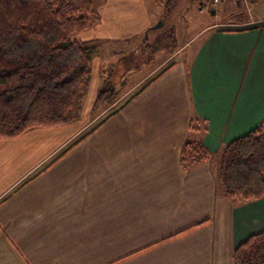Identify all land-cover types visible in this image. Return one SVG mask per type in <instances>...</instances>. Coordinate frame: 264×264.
Masks as SVG:
<instances>
[{
  "label": "crops",
  "instance_id": "0c3cea01",
  "mask_svg": "<svg viewBox=\"0 0 264 264\" xmlns=\"http://www.w3.org/2000/svg\"><path fill=\"white\" fill-rule=\"evenodd\" d=\"M92 1L101 24L81 41H129L154 24L149 0ZM242 9L210 12L219 22L93 131L83 120L0 139V264H233L264 231V198L230 202L217 182L223 148L264 121V16ZM187 142L210 160L184 171Z\"/></svg>",
  "mask_w": 264,
  "mask_h": 264
},
{
  "label": "trees",
  "instance_id": "16d2710c",
  "mask_svg": "<svg viewBox=\"0 0 264 264\" xmlns=\"http://www.w3.org/2000/svg\"><path fill=\"white\" fill-rule=\"evenodd\" d=\"M160 1L157 5L168 17L180 0ZM100 24L92 0H0V139L79 120L101 44L77 36ZM175 40L172 31L147 49H152L151 56L161 52L173 56L178 49L170 50V44ZM108 85L102 81L93 112L103 103L117 102ZM209 159L202 144L187 142L180 163L189 171ZM217 182L220 194L230 202L264 198V121L223 148ZM233 264H264V231L235 249Z\"/></svg>",
  "mask_w": 264,
  "mask_h": 264
},
{
  "label": "rangeland",
  "instance_id": "374dc122",
  "mask_svg": "<svg viewBox=\"0 0 264 264\" xmlns=\"http://www.w3.org/2000/svg\"><path fill=\"white\" fill-rule=\"evenodd\" d=\"M157 1L159 0H149L150 4H152L151 10L154 16V24L150 29H148L141 37L129 39V41L100 43V51L93 60V66L96 68L95 70H100V76L95 73V80L100 78V82L102 83V81L106 79V82L109 84L108 89L116 92L118 97L117 102L113 105H110L108 102L103 103L95 112H93V108L96 100L92 104V107L89 105L85 110L83 104L80 118L77 121L78 123H72L73 126H71L72 128L70 129H76L83 125V120H90L92 123L86 131L91 130L103 120V118L114 115L129 97L134 96V92L136 91V88L134 87L136 84L146 78L151 72L156 71L157 73H155L158 74L161 70L173 63L176 56L171 57L168 53L161 52L160 54L157 53L156 55L151 56L152 49L148 50L147 48L148 46H153L156 39L175 31L176 40L174 41V44L173 42L170 44V50H173L172 46H176L178 52L179 50L181 51L182 48H186L184 47L185 43L189 42L193 37L199 34L205 26L214 25L219 22L218 17H214L210 14V10L204 12L200 11V4H207L206 0H180L173 13L168 17L164 15L162 6H157ZM161 1L164 2L165 0ZM242 8V12L245 11V16L248 19L250 16L251 18L264 16V0L251 6L250 12L243 5ZM161 22L163 23V26H160L157 29H152ZM88 32L89 31L80 34L81 37L79 35L77 38L79 37L78 39L80 41L82 37L88 38ZM91 43L96 42L93 41ZM146 54L149 56V58H147L149 61H146ZM183 54L184 52L181 53V56ZM90 91L89 98L92 94V89H90ZM95 117L97 120L94 122L93 119H95Z\"/></svg>",
  "mask_w": 264,
  "mask_h": 264
},
{
  "label": "built area",
  "instance_id": "2783aa9c",
  "mask_svg": "<svg viewBox=\"0 0 264 264\" xmlns=\"http://www.w3.org/2000/svg\"><path fill=\"white\" fill-rule=\"evenodd\" d=\"M226 0H206L207 4H200V11L204 12L210 10L209 12L216 13L217 9L225 2ZM237 5H245L247 10L250 12L249 0H234ZM208 5V6H207ZM208 8V9H207Z\"/></svg>",
  "mask_w": 264,
  "mask_h": 264
},
{
  "label": "water",
  "instance_id": "95a60500",
  "mask_svg": "<svg viewBox=\"0 0 264 264\" xmlns=\"http://www.w3.org/2000/svg\"><path fill=\"white\" fill-rule=\"evenodd\" d=\"M160 26H163V23L161 22L160 24H158L157 26L153 27L152 29H157L159 28Z\"/></svg>",
  "mask_w": 264,
  "mask_h": 264
}]
</instances>
